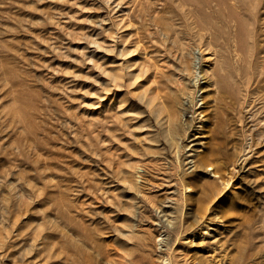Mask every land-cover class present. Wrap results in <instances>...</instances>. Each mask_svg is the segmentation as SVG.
<instances>
[{"label":"rangeland","instance_id":"rangeland-1","mask_svg":"<svg viewBox=\"0 0 264 264\" xmlns=\"http://www.w3.org/2000/svg\"><path fill=\"white\" fill-rule=\"evenodd\" d=\"M0 264H264V0H0Z\"/></svg>","mask_w":264,"mask_h":264},{"label":"bare ground","instance_id":"bare-ground-1","mask_svg":"<svg viewBox=\"0 0 264 264\" xmlns=\"http://www.w3.org/2000/svg\"><path fill=\"white\" fill-rule=\"evenodd\" d=\"M208 170H211V168H209ZM212 177H217V176H215V174H214V175H212Z\"/></svg>","mask_w":264,"mask_h":264}]
</instances>
